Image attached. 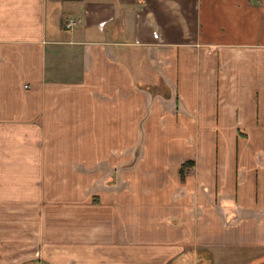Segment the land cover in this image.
I'll return each mask as SVG.
<instances>
[{"label":"crops","instance_id":"crops-1","mask_svg":"<svg viewBox=\"0 0 264 264\" xmlns=\"http://www.w3.org/2000/svg\"><path fill=\"white\" fill-rule=\"evenodd\" d=\"M215 110V131L246 130L175 157L168 231L129 232L140 132L170 116L209 133ZM239 132L264 137V0H0V238L23 231L0 263L167 264L188 249L182 264H264V161L241 170Z\"/></svg>","mask_w":264,"mask_h":264},{"label":"rangeland","instance_id":"rangeland-1","mask_svg":"<svg viewBox=\"0 0 264 264\" xmlns=\"http://www.w3.org/2000/svg\"><path fill=\"white\" fill-rule=\"evenodd\" d=\"M233 90L236 93L237 97H241L244 95L242 93L241 87H238ZM233 90L229 94L227 93V90L226 92L220 95L225 97H234ZM213 115H216V110L214 111V114H212L211 112L208 113L205 118V122H207L208 124L206 128L212 129L209 133L200 129L193 130V123L191 119H182V122H177L173 120V118L170 119V116L166 117L165 126L167 129H161L160 125L155 126L158 125V122L155 123L154 121L150 122L147 125V127L145 128L146 130L144 129L140 132V134L138 135V139H140L139 144H137L136 147H132V149L137 152H128L127 154V160L130 161L128 163V166H133L127 169V173H124V175H128V183L130 185V188H127L126 191L127 220L125 223L129 232L134 233V231L139 230L140 228L143 231L146 230V233L143 234H148L152 229H154L152 224L156 226L159 225L160 230L168 231V229L166 230L164 228H166L168 224L167 222L170 218L169 213L170 211H173L174 208L173 204L170 203L169 195L171 192V188L175 184L172 181L173 173L170 163L175 157L178 158L182 155L185 156L189 153L192 154V152L195 149L198 150V148L200 150L201 148L205 147L206 150L212 152V149L216 151L217 146L220 147L222 145H232L233 138L226 136V134L230 133L231 135H233L234 132L238 133L239 129L246 130L247 128L246 120L245 126H238L235 130H233L231 128L232 126H234L233 120L223 119V130L215 131L214 125H212ZM164 120L165 119L161 120L162 124H164ZM150 124L153 125V128H150ZM142 125H146V121H144ZM148 127L150 128V130ZM234 139L239 152L241 149L243 151H246L245 159H242L239 162L241 170L244 162H246V165L251 168L252 163L248 162L249 155H254L255 160L257 162L262 163L264 161L260 158L263 155L259 153L260 150H264V137H249L248 139L246 136H244L243 132H239V141H237L236 137H234ZM127 140L129 141L130 145L131 143H135L136 138H134L133 140V137L129 136L127 137ZM117 146L120 148V139ZM250 146H252L253 148H250ZM143 150L144 152H142V161L139 163V165L135 166L136 159L137 157H139L140 151ZM189 169L190 167H186L184 169L183 177L182 172L180 170V175L182 179H185V177L190 174L192 168L190 170ZM136 180H138L139 184H135ZM116 181L117 179L114 181L113 179H111L110 186H114L113 182L117 184ZM245 181H248V183L250 184L252 180L246 179ZM115 187L118 186L116 185ZM235 187L236 186H234V190ZM129 195H131V197ZM47 202L52 203L50 201ZM99 202V204H95V201L93 200V204H95V206L99 205L96 206L97 210H100V208H104V205L101 204V197H99ZM59 203H62L64 208V204L71 202L63 201ZM59 207L62 206L59 205ZM167 215L168 217L164 219ZM27 219H32L34 221L38 220V218L36 217ZM3 235H5L6 237L0 238V241H13L15 236H17V238H20L19 235H23V231L20 228H12L11 232H5V234ZM32 235L34 236L35 233L32 232ZM30 245L32 248L31 252L36 253L38 249L36 248V244L34 243V241H31ZM15 248L19 249V247L15 245H10L9 250H6L5 255L7 256L8 254H13L15 252ZM1 256L2 254H0V257Z\"/></svg>","mask_w":264,"mask_h":264},{"label":"trees","instance_id":"trees-1","mask_svg":"<svg viewBox=\"0 0 264 264\" xmlns=\"http://www.w3.org/2000/svg\"><path fill=\"white\" fill-rule=\"evenodd\" d=\"M186 165L185 166L183 165V167L181 168L182 177L184 176V169H185ZM186 251L187 252H186L185 255H182V256H180V258L175 259V260H173L171 262H168L167 264H182V263H184L186 260L189 259V255L188 254L190 252H192V250H188V249ZM211 262H212V258H211V255L208 252H206L203 255L199 254L197 256V264H211Z\"/></svg>","mask_w":264,"mask_h":264}]
</instances>
